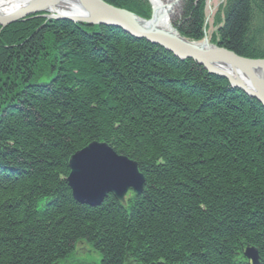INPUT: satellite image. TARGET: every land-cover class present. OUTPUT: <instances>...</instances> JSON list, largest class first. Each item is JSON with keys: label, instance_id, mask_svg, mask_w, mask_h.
Instances as JSON below:
<instances>
[{"label": "trees", "instance_id": "trees-1", "mask_svg": "<svg viewBox=\"0 0 264 264\" xmlns=\"http://www.w3.org/2000/svg\"><path fill=\"white\" fill-rule=\"evenodd\" d=\"M204 8L185 0L187 37ZM221 11L210 41L263 58L264 0ZM93 140L137 162L140 194L73 199L68 159ZM81 240L101 264H249L246 244L264 264V107L120 29L32 15L0 27V264H58Z\"/></svg>", "mask_w": 264, "mask_h": 264}, {"label": "water", "instance_id": "water-1", "mask_svg": "<svg viewBox=\"0 0 264 264\" xmlns=\"http://www.w3.org/2000/svg\"><path fill=\"white\" fill-rule=\"evenodd\" d=\"M178 1L172 0L157 8L151 7L150 18L144 19L104 0H31L23 7L1 13L0 26L39 13L50 19L112 26L132 37L164 46L177 58L195 61L209 73L223 77L234 88L255 97L264 106V57H244L225 47L207 44L204 42L206 38L203 43L193 42L182 37L176 38L170 31L163 32L156 28L155 22L162 15L167 16L166 12ZM64 5L72 6L73 13H61ZM76 8L83 15H78ZM97 149L102 150L101 153H95ZM86 155H90L87 162L84 160ZM68 166L70 170L66 181L71 195L82 204L98 206L108 194L124 202L129 191L140 194L143 190L144 177L138 170L137 162L118 154L105 142L91 141L85 148L77 150L69 157ZM244 255L251 260L250 264H259L256 248L246 246Z\"/></svg>", "mask_w": 264, "mask_h": 264}, {"label": "bare ground", "instance_id": "bare-ground-1", "mask_svg": "<svg viewBox=\"0 0 264 264\" xmlns=\"http://www.w3.org/2000/svg\"><path fill=\"white\" fill-rule=\"evenodd\" d=\"M31 0H0V14L1 13H7V12H10V11H12V10H14V9H17V8H19V7H23V5H25V4H27V3H29ZM146 1H148V3H149V5H150V11H151V7H155V8H157V7H159V6H161V5H163L164 3H166V2H170V1H172V0H146ZM184 1V0H183ZM183 1H178V3L177 4H179V3H181V2H183ZM185 3V2H184ZM177 4H174L172 7H171V10H168L167 12H166V14H167V16L166 15H162V18H160V19H158L156 22H155V26H156V28H158L159 30H162L163 32H166V31H170L171 33H172V36H174V37H176V38H180V37H182V38H184V39H186V40H190V41H193V42H201V43H203L202 41L204 40V38H206L207 39V41H204V42H206L207 44H215V45H218V44H216V43H212V42H210L209 40H210V38L207 36V35H205V34H203V37L201 38V39H199V40H196V39H191V38H189V37H187L186 35H185V33L183 32V31H181V27H184L185 25H186V23H185V21L187 20V17L185 16V11L183 10L182 11V19H181V24H179V23H177L176 21L175 22H172L171 21V17L175 14L174 12H175V10H176V7H177ZM62 10L60 11L61 13H64V14H71V13H73V7L72 6H69V5H64L63 6V8H61ZM76 13L78 14V15H83L82 14V11L81 10H79V8H76ZM129 11H131V10H129ZM131 12H133V11H131ZM133 13H135V12H133ZM135 14H137V13H135ZM138 15V14H137ZM138 16H140V15H138ZM140 17H142V18H144L143 16H140ZM150 17H148V18H144V19H149ZM80 23H84V24H86V25H89V24H87V23H85V22H80ZM94 25V24H93ZM97 25V24H96ZM90 26H92V25H90ZM98 26V25H97ZM100 26V25H99ZM204 26L206 27L207 26V22H206V20H205V18H204ZM129 35V34H128ZM139 39V38H138ZM149 43H151V44H153V45H157V46H159V47H161V48H163L164 50H166V51H168V52H170L166 47H164V46H161V45H159V44H155V43H152V42H150V41H148ZM218 46H220V45H218ZM221 47H223V46H221ZM170 53H172V52H170ZM173 54V53H172ZM176 57V56H175ZM245 57V56H244ZM250 58H253V57H250ZM254 58H260V57H254ZM178 59H180V58H178ZM180 60H186V59H180ZM187 60H191V59H188L187 58ZM191 61H193V60H191ZM195 64H197V65H200V64H198V63H196L195 61H193ZM201 67H203L202 65H200ZM226 66V65H225ZM227 67V66H226ZM228 69H230V67H227ZM203 69H205L204 67H203ZM205 71L207 72V73H209L208 72V70H206L205 69ZM231 71V70H230ZM232 72V71H231ZM210 74H212V73H210ZM213 75H215L216 77H219V78H223V77H220V76H218V75H216V74H213ZM224 79V78H223ZM226 80V79H225ZM229 83V82H228ZM43 85V82H39V83H37V85ZM230 85V84H229ZM231 86V85H230ZM231 87H233V86H231ZM234 88V87H233ZM238 89V88H237ZM240 90V89H239ZM242 91V90H241ZM243 92V91H242ZM245 93V92H244ZM246 94V93H245ZM247 96H249V97H252V98H254V99H256L255 97H253V96H250V95H248V94H246ZM257 100V99H256ZM258 101V100H257ZM259 102V101H258ZM260 103V102H259ZM261 104V103H260ZM262 105V104H261ZM263 106V105H262ZM264 107V106H263ZM93 141H99V140H93ZM91 142V141H90ZM89 142V143H90ZM99 142H105V141H99ZM105 143H107V142H105ZM108 144V143H107ZM88 144H86L85 146H83L81 149H83V148H85L86 146H87ZM109 145V144H108ZM110 146V145H109ZM118 154H120V153H118ZM72 155V154H71ZM70 155V156H71ZM126 156V155H125ZM131 159V158H130ZM69 160V159H68ZM138 165V164H137ZM68 168H69V166H68ZM70 170V169H69ZM138 170H139V172L140 173H142L141 171H140V169L138 168ZM69 173V172H68ZM142 175H143V173H142ZM68 176V175H67ZM66 176V177H67ZM144 177V176H143ZM67 182V181H66ZM68 185V184H67ZM69 187V186H68ZM70 189V188H69ZM70 192H71V190H70ZM108 195H111V194H108ZM74 199V198H73ZM75 200V199H74ZM117 200V199H116ZM76 201V200H75ZM117 201H119V200H117ZM121 202V201H120ZM122 203V202H121ZM82 204V203H81ZM86 205V204H85ZM89 206V205H88ZM81 245H84V244H82V243H80ZM246 246H249V247H254V248H256V250L258 251V248L256 247V246H254V245H250V244H246ZM245 246V247H246ZM245 247H244V249H245ZM244 249L242 250V255L248 260V263L250 264L251 263V260L250 259H248L245 255H244ZM258 255H259V253H258Z\"/></svg>", "mask_w": 264, "mask_h": 264}, {"label": "rangeland", "instance_id": "rangeland-1", "mask_svg": "<svg viewBox=\"0 0 264 264\" xmlns=\"http://www.w3.org/2000/svg\"><path fill=\"white\" fill-rule=\"evenodd\" d=\"M184 2L185 0L177 4L176 10L174 12L175 14L171 17L172 22L176 21L177 23L181 24L182 11L184 10L183 8L185 5ZM223 5H224V0H205L204 12H205V20L207 22V26L206 27L204 26V34L205 35L207 34L208 37L217 34V28L219 26L218 23L222 18L221 9ZM80 243H83L84 245L87 246L86 249L87 251L81 257L80 256L74 257L76 259L75 261L77 262V264H101V257L99 252L94 250L93 247L90 246L91 244H89L84 240H81L76 243L77 250L83 248V245H81Z\"/></svg>", "mask_w": 264, "mask_h": 264}, {"label": "flooded vegetation", "instance_id": "flooded-vegetation-1", "mask_svg": "<svg viewBox=\"0 0 264 264\" xmlns=\"http://www.w3.org/2000/svg\"><path fill=\"white\" fill-rule=\"evenodd\" d=\"M59 264H77V262L75 260H73L72 258L61 261Z\"/></svg>", "mask_w": 264, "mask_h": 264}, {"label": "snow or ice", "instance_id": "snow-or-ice-1", "mask_svg": "<svg viewBox=\"0 0 264 264\" xmlns=\"http://www.w3.org/2000/svg\"><path fill=\"white\" fill-rule=\"evenodd\" d=\"M94 151H95V153H101L102 150L97 149V150H94ZM89 159H90V155H86L84 157L85 162H87ZM101 160H103L102 156H101Z\"/></svg>", "mask_w": 264, "mask_h": 264}]
</instances>
